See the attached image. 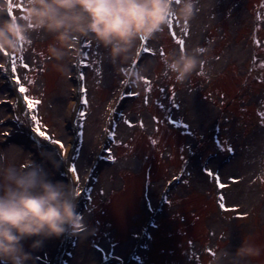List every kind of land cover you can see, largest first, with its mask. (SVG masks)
<instances>
[{
	"label": "rangeland",
	"instance_id": "1",
	"mask_svg": "<svg viewBox=\"0 0 264 264\" xmlns=\"http://www.w3.org/2000/svg\"><path fill=\"white\" fill-rule=\"evenodd\" d=\"M199 7L187 22V33L185 22L174 18L171 29L167 26L147 43L154 55L138 47L134 58L117 65L87 38L77 45L78 55L58 65L47 54L53 38L44 33L33 34L32 43L22 45L18 54H0V150L22 149L17 163L34 160L51 168L47 158L58 160L55 178L70 177L80 188L79 211L88 226L83 236L48 241L34 253L36 264H99L109 250L127 256L137 247L135 232L145 237L129 264H201V259L210 264L217 249L234 252L245 238L264 246V0H200ZM22 10L13 5V14ZM251 27L258 32L255 50ZM172 32L185 40L184 49L208 50L204 74L184 84L164 74L163 58L180 51ZM251 53L261 57L254 65L257 77L249 68ZM13 57L24 96L40 101L32 109L12 86ZM129 62H136L134 70L128 71ZM130 72L140 73L150 85L144 80L124 84ZM243 73H250L246 88L240 84ZM81 88H86L87 105ZM173 91L179 107L172 102ZM80 111L86 113L83 120ZM32 114L41 119L42 130L62 140L66 153L57 145L32 142ZM78 123L84 125L82 145ZM206 134L214 140L194 151ZM184 147L191 149L187 160L180 158ZM108 150L115 162L106 159ZM73 162L78 182L66 172ZM205 166L218 173L223 189L203 172ZM249 264H264V255Z\"/></svg>",
	"mask_w": 264,
	"mask_h": 264
},
{
	"label": "clouds",
	"instance_id": "2",
	"mask_svg": "<svg viewBox=\"0 0 264 264\" xmlns=\"http://www.w3.org/2000/svg\"><path fill=\"white\" fill-rule=\"evenodd\" d=\"M13 5L23 10L13 14ZM199 5L200 0H0V54H18L33 34L44 33L53 38L47 54L58 65L78 55L84 38L117 65L163 32L170 17L191 21ZM207 51L201 46L170 51L162 60L164 74L184 84L203 71ZM128 75L139 84L140 73ZM22 157L15 145L0 150V264H36L34 253L48 241L88 233L79 211L80 188L70 177L55 178L60 162L48 157L51 168L34 160L17 163ZM262 255L264 246L245 238L234 252L217 249L210 264H249Z\"/></svg>",
	"mask_w": 264,
	"mask_h": 264
},
{
	"label": "snow or ice",
	"instance_id": "3",
	"mask_svg": "<svg viewBox=\"0 0 264 264\" xmlns=\"http://www.w3.org/2000/svg\"><path fill=\"white\" fill-rule=\"evenodd\" d=\"M10 11H11V8H10ZM173 19L174 18H171L170 17L169 20H168V27L170 29L172 28ZM185 33H187V21H185ZM172 35H173V38L176 39V42L179 45L180 50L183 51L184 50V46H185V40L184 39H180V38H176L175 32H172ZM88 46L89 47L92 46L90 41L88 42ZM141 51L143 53H145V54H147V53H152L153 55L155 54L153 52V49L147 45V41H142L141 42ZM160 54H161V56L164 55L162 49L160 51ZM21 59H22V57H21ZM82 63H83V61H82ZM97 63H99V61H97ZM134 63L135 62H133V64ZM23 66L25 68L28 67L27 64H24ZM16 67H17L16 58L13 57L11 59V71H12L13 74H15V72H16ZM0 68H3V65H0ZM137 74H138V72H137ZM203 74H204L203 71H201L200 75H203ZM80 79L81 80L84 79V73L83 72L80 73ZM139 79L140 80H144L145 83H147V84L150 85V81L146 77L139 76ZM12 80L19 87V92L24 93V92L27 91L25 89V87L20 84L19 77L13 75ZM123 83L124 84H128L129 81L128 80H125ZM80 91L83 94L82 103L85 104V105H87L88 104V99H87V96H86V88H81ZM148 91L149 92L151 91V87L148 88ZM127 95L128 96H136V95H138V93L129 92ZM172 95H173V101H172L173 104L176 107H179V105H176L175 104V99H174L175 93H174V91H173ZM123 98L124 97L122 96L121 99H123ZM23 99L26 101L27 108H29V109H32L34 105H37V104L40 103V101L35 100V99H31L28 96H24ZM161 107H163V105H161ZM113 111H114V109H113ZM78 115H79L80 120H83L85 118L86 113L84 111H80ZM262 115H264V114H262ZM29 119H30L29 135H30V138H31L32 142L37 147H40L45 142H48L51 145H57V146H59V149L60 150H64V152L66 153L65 145L62 142V140H60V139H54L51 136H49L45 131H42L41 130L42 129V122H41V119L38 117V115L32 114V115H30ZM18 122L20 124H23V121H18ZM173 123H176V121H173ZM180 123H182V122H180ZM141 126H143L142 123H141ZM183 127L184 128H188V125L183 124ZM157 131H158V129H157ZM109 134L114 137V133H109ZM83 137H84V125L82 123H78L77 138H78L79 142L81 143V145L83 144ZM152 143L153 144H156V140H152ZM217 146L220 147V142L219 141H217ZM221 150H224V149L221 148ZM73 151L74 152H77L78 150L74 147L73 148ZM227 151L232 152L233 149L229 147L227 149ZM106 159H108L109 161L115 162V157L111 154V150H108V155H107ZM202 170L208 176H214L215 177L216 182H217V186L219 188L223 189L225 187V185L220 182V178H219L218 173H214L210 168H208L206 166L203 167ZM66 172L75 175V179H76L77 182L80 180V176L77 174L78 173V167H77V163L76 162H73L71 164V166L68 169H66ZM175 179H179V177H175ZM185 183H187V181H185ZM87 191H89V193H90L91 190L90 189H87ZM80 194H81V192H80ZM88 199L89 200L92 199L91 195L88 196ZM220 199H221V201H223L224 197L221 196ZM220 207L223 208V209H225V211L228 210L227 207H226V205L224 203H221L220 204Z\"/></svg>",
	"mask_w": 264,
	"mask_h": 264
},
{
	"label": "trees",
	"instance_id": "4",
	"mask_svg": "<svg viewBox=\"0 0 264 264\" xmlns=\"http://www.w3.org/2000/svg\"><path fill=\"white\" fill-rule=\"evenodd\" d=\"M255 14L257 13L258 9H255ZM258 37V32H257V29H254L253 27H251V42H252V48L255 50L257 47H259V44H258V41L255 40V38ZM261 60V57L260 55L257 56L256 54L254 53H251V56L249 58V61L250 63L252 64L249 68L252 69L255 73V76L257 77L258 74L254 68V65H256L258 63V60ZM249 77H250V73H247L246 76L242 77L240 79V84L244 86V88H246L247 86H245L248 82H251L249 80ZM240 90V89H239ZM239 91L237 90L236 93H238ZM208 141H211V138L207 139V141L204 142V147H206V144Z\"/></svg>",
	"mask_w": 264,
	"mask_h": 264
}]
</instances>
